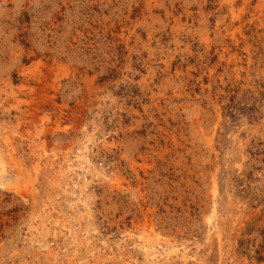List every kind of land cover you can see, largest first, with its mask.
I'll return each instance as SVG.
<instances>
[{
  "label": "rangeland",
  "instance_id": "obj_1",
  "mask_svg": "<svg viewBox=\"0 0 264 264\" xmlns=\"http://www.w3.org/2000/svg\"><path fill=\"white\" fill-rule=\"evenodd\" d=\"M0 264H264V0H0Z\"/></svg>",
  "mask_w": 264,
  "mask_h": 264
}]
</instances>
